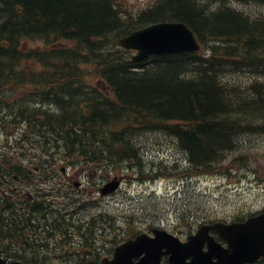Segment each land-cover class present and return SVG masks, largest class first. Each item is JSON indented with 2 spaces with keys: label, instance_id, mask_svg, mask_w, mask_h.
Masks as SVG:
<instances>
[{
  "label": "trees",
  "instance_id": "1",
  "mask_svg": "<svg viewBox=\"0 0 264 264\" xmlns=\"http://www.w3.org/2000/svg\"><path fill=\"white\" fill-rule=\"evenodd\" d=\"M249 1L264 4L152 0L134 11L121 0H0V130L11 139L0 175L17 173L5 155L22 147L56 154L82 173L139 169L136 136L145 131L171 139L186 178L220 169L240 135L264 133V80L255 79L264 76V14L232 4ZM161 21L184 23L199 49L134 62L116 44ZM35 40L42 45L27 46ZM30 204L18 211L0 195V251L49 263L45 239L56 234L61 251L70 218H48L45 199Z\"/></svg>",
  "mask_w": 264,
  "mask_h": 264
},
{
  "label": "rangeland",
  "instance_id": "2",
  "mask_svg": "<svg viewBox=\"0 0 264 264\" xmlns=\"http://www.w3.org/2000/svg\"><path fill=\"white\" fill-rule=\"evenodd\" d=\"M121 1L126 8L137 11L152 0ZM232 4L248 14H264V4ZM41 45L40 40L27 43L31 48ZM255 79L264 80V76ZM8 137L0 130V162L3 153L10 152ZM136 139L142 166L125 169L122 165L118 174L101 167L75 175L76 168L70 163L56 154L52 158L39 156L37 147H22L5 155L8 165L27 166L32 193L46 192L48 198H53V207L58 208L50 212L53 216L65 213L70 218L67 232L71 236L61 251L56 234L45 239L47 245L42 253L51 255L49 263L44 264H93L97 258L99 264L101 258L111 256L114 246L140 232L150 234L152 227L184 240L202 223L244 218L264 210V133H243L220 169L190 179L185 176L184 156L169 137L158 131H145ZM44 158L52 163L42 162ZM173 162L177 169L169 168ZM112 179H118L117 188L101 195L102 185ZM5 184L2 189L9 191L12 182ZM10 253L0 251V256L5 261L12 260ZM16 254H21L20 250Z\"/></svg>",
  "mask_w": 264,
  "mask_h": 264
},
{
  "label": "water",
  "instance_id": "3",
  "mask_svg": "<svg viewBox=\"0 0 264 264\" xmlns=\"http://www.w3.org/2000/svg\"><path fill=\"white\" fill-rule=\"evenodd\" d=\"M116 44L130 50V59L134 62H142L152 55L194 52L199 49L190 29L179 21L147 24L118 38ZM118 183V179L104 183L99 193L104 195L114 191ZM239 227L246 228V236H234L237 235L234 230ZM208 229H214L224 238L226 248L220 247L207 234ZM204 242L206 251L201 249ZM161 255L167 256L166 262L161 261ZM261 255H264V211L241 223L226 225L214 221L199 225L184 241L163 229L152 227L150 234L140 232L114 246L111 256L101 258L100 264H241L254 261ZM8 264L24 263L11 260Z\"/></svg>",
  "mask_w": 264,
  "mask_h": 264
},
{
  "label": "flooded vegetation",
  "instance_id": "4",
  "mask_svg": "<svg viewBox=\"0 0 264 264\" xmlns=\"http://www.w3.org/2000/svg\"><path fill=\"white\" fill-rule=\"evenodd\" d=\"M42 162H44V163L47 162L48 164L52 163V161H45V158L42 159ZM14 167L17 169L16 174L11 173L7 177L0 175V179H1L0 195L5 196L9 200L10 205L14 209H16L18 211H21L24 209L25 212H27L26 209L31 208V206H32V204H30V201H33V202L36 201L37 202L40 200V198L45 199L48 202V206H47L48 210L46 211L45 215L49 218L51 216V213H54V210H58V208L54 209V207H53L54 206L53 198H51V199L48 198L47 196H50V195L47 194L46 192L32 193L33 188H28L29 186H31V183H30L31 177L29 176L30 171H28L27 166L18 165V167H16V166H14ZM42 168H43V166H42ZM59 170L62 171V169H59ZM76 172H78V171L77 170L75 171V175H76ZM69 180H70V178H69ZM8 181L12 182L11 188L9 189V191H7V188L2 189L3 185L4 186L7 185L5 183ZM73 184L77 185L75 181H73ZM5 191H7V192H5ZM8 192H10L11 194H8ZM42 194H47V196H40ZM42 206H44V205L43 204L33 205V207H35V208H39ZM262 211H264V210H262ZM262 211H259L255 214H249V215L245 216L244 218L235 217L229 221H221V220H217V221L222 222L226 225L229 223H241V222L245 221L247 218L252 217L254 215H257V214L261 213ZM230 232L232 233V230H230ZM234 232L237 234V235H234L236 237L247 235V230L245 227H239V228L235 229ZM207 234L210 237H212V239L220 247L226 248V242H225L224 238H222L214 229H208ZM186 236H185V238H186ZM185 238H184V240H185ZM184 240H180V241H184ZM201 249H202V251L207 250V246H206L205 242L202 244ZM44 254L51 255V253H49V252H44ZM166 257H167L166 255H161V261L166 262ZM2 259H3L2 264H8V262L11 261V260L5 261L4 258H2ZM12 260H15V259H12ZM241 264H264V255L259 256L258 258L254 259V261H244Z\"/></svg>",
  "mask_w": 264,
  "mask_h": 264
}]
</instances>
